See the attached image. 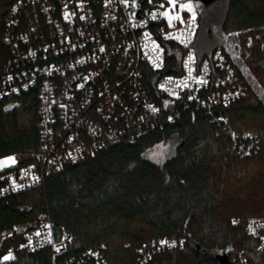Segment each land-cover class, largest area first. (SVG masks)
Instances as JSON below:
<instances>
[{"label":"trees","instance_id":"obj_1","mask_svg":"<svg viewBox=\"0 0 264 264\" xmlns=\"http://www.w3.org/2000/svg\"><path fill=\"white\" fill-rule=\"evenodd\" d=\"M17 0H0V86L11 48L4 39L5 18ZM220 27L244 36L264 28V0H226ZM194 50L199 63L217 49L208 14L198 15ZM249 62L264 90V45L257 42ZM171 73L179 72L171 66ZM245 63V64H246ZM152 74V73H151ZM145 72L142 90L154 94ZM246 93L215 105L210 113L196 104H178L174 121L163 118L128 130L134 138L108 141L97 153L53 171L40 187L0 201V264H85L87 249L102 251L109 264H133L136 249L158 238H184L183 249L156 254L165 264H234L232 255L248 250L249 259L264 264V252L245 231L248 216L264 219V101L245 75ZM228 119V125L219 117ZM233 132L243 140L256 134L260 148L243 155L234 147ZM176 134L175 153L158 164L146 157L156 144ZM38 88L0 99V157L40 144ZM32 157H20L21 164ZM23 204L30 205L28 211ZM42 211L56 231L68 230L72 242L53 257L49 248L28 252L23 233ZM239 219V223H233ZM12 249L8 252V249ZM220 252H214V251ZM11 253L12 258L4 260ZM84 257V258H83ZM93 263L92 260L89 261Z\"/></svg>","mask_w":264,"mask_h":264},{"label":"built area","instance_id":"obj_2","mask_svg":"<svg viewBox=\"0 0 264 264\" xmlns=\"http://www.w3.org/2000/svg\"><path fill=\"white\" fill-rule=\"evenodd\" d=\"M136 4L133 8L132 0H128V6L122 0H17L9 8L3 39L11 48L12 57L2 72L0 99L38 88L41 137L38 148L13 153L17 158L13 167L0 168V201L42 186L53 171L94 155L108 141L126 137L134 126L140 134L163 118L174 121L178 104H196L212 113L215 105H227L246 93L243 65L255 44H264V31H252L246 36L232 31L228 33L231 49L219 48L212 58L199 63L193 46L199 26L197 15L189 34L179 22L170 28L165 19L151 20L150 14L158 11V5L148 0H136ZM133 12L135 20L130 19ZM183 19L189 22L190 15ZM141 21H147L146 25L133 27ZM179 29L185 31L187 46L180 40L164 38ZM101 47L104 52L99 51ZM190 54L194 62L188 78L185 61ZM170 57L171 66L174 70L178 66V73L168 69ZM154 61L160 67H154ZM145 72L152 73L154 94L142 90ZM185 78L187 87L183 86ZM200 78L207 83H197ZM165 101L169 102L167 107ZM149 105L158 111L153 112ZM219 120L229 124L224 116ZM231 133L234 147L241 154L259 150L256 134H247L241 140L238 134ZM21 156L32 160L21 164ZM20 208L28 211L31 207L23 204ZM262 225L264 219L260 216L245 220V231L257 240L255 251L264 252ZM72 239L66 229L58 234L51 214L42 211L24 231L22 241L28 252L49 248L56 257L67 250ZM160 241H176V245L168 247ZM184 246L182 237L153 239L136 249L133 264H165L154 260L157 253ZM248 252L245 249L233 254L234 264H255ZM83 256L85 264H109L102 251L87 249Z\"/></svg>","mask_w":264,"mask_h":264},{"label":"rangeland","instance_id":"obj_3","mask_svg":"<svg viewBox=\"0 0 264 264\" xmlns=\"http://www.w3.org/2000/svg\"><path fill=\"white\" fill-rule=\"evenodd\" d=\"M181 2H188V0H181ZM191 2L195 5L198 3L199 6L195 7V12L196 15H203L208 14V17L212 20V31H213V36H214V40L216 42V44H222L224 47H226L227 49H231L230 45H229V41H228V33L225 32L224 30H222V28L220 27V20L221 17L223 16V13L225 12V5H226V0H214L210 6H208L207 8H204V5L197 0H191ZM153 4L156 5H160V4H164L165 8H168L169 5L166 3V0H152ZM161 10H165V9H161ZM176 11H179V7L177 6ZM171 14V13H170ZM182 17L186 16V15H190L187 11L181 13ZM261 32L264 31V28L260 30ZM262 44V43H260ZM264 45V44H262ZM243 70L245 72V75L248 77V79L251 77V85L253 87L254 90H256L257 94L259 95V97L264 101V90H262L260 84L257 82V80L255 79V77L251 74L250 70V64L249 62L246 63L245 65H243ZM172 137L170 138V140L166 141V142H161L156 144L155 146H153L145 155L148 159L152 160L153 162H156L158 164H162L164 163L168 158H170L174 153L176 149V146L179 143V138L178 136H176V134L171 135ZM15 160V163H12V160ZM0 161L5 162L3 165H0L1 169H6V168H10L13 167L16 164L17 158L14 157V154H8L5 156H1L0 157ZM4 237H6V232H0V240L3 239ZM216 252H220V251H214Z\"/></svg>","mask_w":264,"mask_h":264},{"label":"snow or ice","instance_id":"obj_4","mask_svg":"<svg viewBox=\"0 0 264 264\" xmlns=\"http://www.w3.org/2000/svg\"><path fill=\"white\" fill-rule=\"evenodd\" d=\"M122 2L125 4V6H128V0H122ZM148 3H152V0H148ZM166 3L169 5L168 8H165V5L162 3L158 6V11L157 12H153L150 14V19L155 21L158 18L160 19H165L167 21V24L170 28H175L176 26V22H179L180 24H184L186 26V28L189 30V34H191L192 29L194 28L195 25V20H196V12H195V7L199 6L198 3L197 4H193L191 2V0H188V2H181V0H166ZM138 5L136 4V0H132V7L135 8ZM177 6L179 7V11H176ZM159 9H165L164 11H159ZM187 11L190 14V21L186 22L184 21L181 13ZM171 13V14H170ZM136 14L133 12L130 14V19L135 20ZM65 18L68 19V14L65 13ZM81 19H84V17H81ZM147 23V21H141L139 24H133V27H142L145 26ZM185 36V31L184 29H179L176 32L173 33H169L167 35H165V39H176V40H180L181 43H184L185 46H187V40L184 39ZM145 37L147 39H150L148 33H145ZM153 44H155V42L153 41ZM131 47V46H130ZM156 48H159V45L155 46ZM100 52H104V48H100L99 49ZM160 52H163V49H160ZM33 55H35L33 53ZM147 55V53H146ZM157 60H160V57L157 56ZM194 62V58L193 56L190 54L189 55V59L188 61H185V67L189 69V76L188 78H191V63ZM79 63H83V61H79ZM162 63V60H161ZM153 66L154 67H160L159 63H156L155 61L153 62ZM207 68V66L205 65V69ZM185 78V81L183 82V86L187 87V79ZM169 82H171V78H169ZM197 83H203L206 84L207 81L203 80L202 78L197 79ZM81 87H83V85H81ZM177 87H180V84H177ZM170 94L174 95V93L170 92ZM191 98V97H190ZM168 101H165V107H167L168 105ZM149 108H151V110L153 112L158 111V109L152 108L151 105L148 106ZM5 162L0 161V165H3ZM12 163H15V160H12ZM233 223H237V221H233ZM262 227H264V225H262ZM250 230L252 231L253 234H255V229L252 228L251 224L249 225ZM37 235H39V233H37ZM160 243L162 245L167 244L168 247H175L176 245V241H172L171 243H169L168 241H160ZM183 241L180 242L181 246L183 245ZM57 251H59V249H57ZM11 253L8 256H5L3 259L4 260H9L11 259Z\"/></svg>","mask_w":264,"mask_h":264},{"label":"flooded vegetation","instance_id":"obj_5","mask_svg":"<svg viewBox=\"0 0 264 264\" xmlns=\"http://www.w3.org/2000/svg\"><path fill=\"white\" fill-rule=\"evenodd\" d=\"M214 0H204V1H200L203 5L204 8H207L208 6H210V4L213 2Z\"/></svg>","mask_w":264,"mask_h":264},{"label":"water","instance_id":"obj_6","mask_svg":"<svg viewBox=\"0 0 264 264\" xmlns=\"http://www.w3.org/2000/svg\"><path fill=\"white\" fill-rule=\"evenodd\" d=\"M197 1H204V0H197ZM225 264H227V263H225Z\"/></svg>","mask_w":264,"mask_h":264}]
</instances>
